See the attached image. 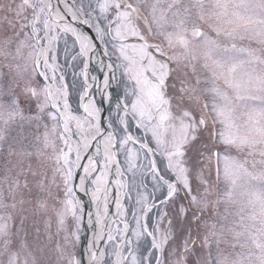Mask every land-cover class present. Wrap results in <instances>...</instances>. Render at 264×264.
Here are the masks:
<instances>
[{"label":"snow or ice","instance_id":"snow-or-ice-1","mask_svg":"<svg viewBox=\"0 0 264 264\" xmlns=\"http://www.w3.org/2000/svg\"><path fill=\"white\" fill-rule=\"evenodd\" d=\"M0 264H264V0H0Z\"/></svg>","mask_w":264,"mask_h":264},{"label":"rangeland","instance_id":"rangeland-1","mask_svg":"<svg viewBox=\"0 0 264 264\" xmlns=\"http://www.w3.org/2000/svg\"><path fill=\"white\" fill-rule=\"evenodd\" d=\"M159 42V41H157ZM49 175H51V172L49 171ZM55 191V189L53 190ZM42 198L48 200V206L46 210H42V209H38L36 206V201L35 199H33V202L31 205H24V209L25 211V215L28 216V224L31 226V228L34 230L35 228H39L40 229V233H41V239H45V222L50 218L51 220V233H52V246L55 245L56 240L58 239L55 235V231H56V216H55V212L53 210V206H55V208H59L60 205L58 203H56L55 201L48 199V197L46 196V193H42L40 194ZM18 211H19V206H18ZM85 228V226H84ZM83 228V230H84ZM82 230V232H83ZM82 232H81V236H82ZM63 241L61 240V243ZM81 245H77V247H81Z\"/></svg>","mask_w":264,"mask_h":264},{"label":"bare ground","instance_id":"bare-ground-1","mask_svg":"<svg viewBox=\"0 0 264 264\" xmlns=\"http://www.w3.org/2000/svg\"><path fill=\"white\" fill-rule=\"evenodd\" d=\"M92 72H93V74L97 75L98 77L101 75L99 68L96 66L92 67ZM111 91H112L113 97H114L115 96V89L113 88ZM96 98L99 100V96H97Z\"/></svg>","mask_w":264,"mask_h":264},{"label":"water","instance_id":"water-1","mask_svg":"<svg viewBox=\"0 0 264 264\" xmlns=\"http://www.w3.org/2000/svg\"><path fill=\"white\" fill-rule=\"evenodd\" d=\"M85 199H86V198H85ZM87 236L90 237V236H91V232L87 231ZM83 244H84V242H83ZM83 244H82V245H83Z\"/></svg>","mask_w":264,"mask_h":264}]
</instances>
